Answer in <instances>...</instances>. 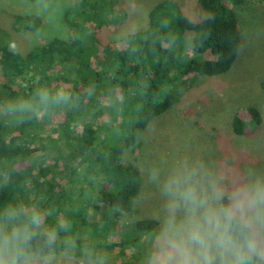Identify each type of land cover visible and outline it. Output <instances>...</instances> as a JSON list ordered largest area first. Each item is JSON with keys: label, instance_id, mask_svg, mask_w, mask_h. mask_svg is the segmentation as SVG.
Masks as SVG:
<instances>
[{"label": "trees", "instance_id": "1", "mask_svg": "<svg viewBox=\"0 0 264 264\" xmlns=\"http://www.w3.org/2000/svg\"><path fill=\"white\" fill-rule=\"evenodd\" d=\"M246 2L199 0L207 18L196 22L177 3L163 1L151 10L148 27L128 35L124 47L102 49L95 32L84 24L100 28L111 8L106 0H84L88 9L81 14V26H72L70 40L50 41L25 55L0 44L4 78L9 83L22 80L18 92L6 83L0 86V206L40 209L45 224L59 230L57 255L68 252L97 260L111 253L123 257L131 250L133 255L123 264H143L158 223H122L124 213L133 212L143 181L136 165L123 164L121 156L179 102L183 78L219 77L231 71L241 47L235 8ZM16 25L36 31L43 22L36 16H18ZM187 34H192L191 42ZM189 47L215 60L192 58ZM65 84L69 87L61 89ZM45 90L46 102L40 98ZM10 100L28 101L31 109L10 115ZM246 112L249 123L233 118L238 136L263 125L257 108ZM106 115L114 128L109 129L110 122L97 128ZM53 116L61 121L50 126ZM48 150L55 153V162L42 166L36 156ZM61 223L66 228H60Z\"/></svg>", "mask_w": 264, "mask_h": 264}, {"label": "rangeland", "instance_id": "2", "mask_svg": "<svg viewBox=\"0 0 264 264\" xmlns=\"http://www.w3.org/2000/svg\"><path fill=\"white\" fill-rule=\"evenodd\" d=\"M163 1L168 0H106L105 5L111 10L102 26L84 25L95 32L102 49L121 48L125 46L124 39L128 35L148 27L151 10ZM169 1L177 3L193 21L207 18L199 0ZM87 9L84 0H0V44L25 55L34 47L45 46L50 41L70 40L74 34L72 26H81V14ZM235 11L239 20L241 47L231 71L219 77L189 75L183 78L185 83L178 87L181 94L179 102L169 112L156 118L137 143L122 154L121 162L136 165L143 181L141 193L133 204L134 210L124 213L123 224L143 220L160 223L164 200L149 179L153 170L159 169L165 174L174 165L187 160L189 163L202 162L229 177L242 174L248 167L264 172V0H247ZM18 16H36L43 25L36 31H22L16 25ZM192 37V34H187L186 40L191 42ZM188 53L195 59L215 60L210 53L197 55L192 47H189ZM5 83L18 92L22 80L9 83L0 64V86ZM67 87L69 85H62L61 89ZM248 107H255L261 112L263 125L256 131L248 128L245 136H238L232 129L233 118L238 116L249 123ZM38 116L43 119L41 111H38ZM107 117L97 122V128L109 122V129L114 128ZM55 121L60 122L61 117L53 116L50 126ZM104 132L100 133L102 139L107 135ZM49 135L47 139L56 137ZM36 158L42 166H49L55 162V153L48 150ZM147 240L149 238L143 239L145 243ZM132 255L129 250L123 257L111 253L101 259L103 264H123ZM57 258V264H68L65 254L57 255ZM97 260L74 258L72 264H96Z\"/></svg>", "mask_w": 264, "mask_h": 264}, {"label": "clouds", "instance_id": "3", "mask_svg": "<svg viewBox=\"0 0 264 264\" xmlns=\"http://www.w3.org/2000/svg\"><path fill=\"white\" fill-rule=\"evenodd\" d=\"M47 96L40 93L44 102ZM30 109L23 100L7 106L10 115ZM149 179L164 200V214L143 264H264V172L248 167L229 177L185 160L165 174L153 170ZM58 239V228L45 224L40 209L0 206V264H57ZM74 258L66 252L68 264Z\"/></svg>", "mask_w": 264, "mask_h": 264}]
</instances>
